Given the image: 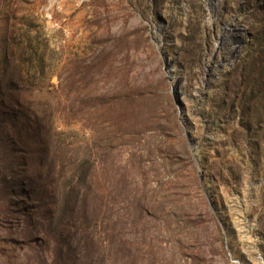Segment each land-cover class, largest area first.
<instances>
[{
	"label": "rangeland",
	"instance_id": "1",
	"mask_svg": "<svg viewBox=\"0 0 264 264\" xmlns=\"http://www.w3.org/2000/svg\"><path fill=\"white\" fill-rule=\"evenodd\" d=\"M34 182L68 264H264V0H0V264L52 263Z\"/></svg>",
	"mask_w": 264,
	"mask_h": 264
},
{
	"label": "trees",
	"instance_id": "2",
	"mask_svg": "<svg viewBox=\"0 0 264 264\" xmlns=\"http://www.w3.org/2000/svg\"><path fill=\"white\" fill-rule=\"evenodd\" d=\"M38 180H40V178H38ZM49 181L53 182L54 180L50 179L47 182ZM68 193L69 192H64L61 195V193H58L57 190H54V188H51L50 186L45 188L44 182L40 183L39 187H37V183L34 182L33 188L28 191V197H34V199L38 202L42 200H47V205L49 204V206L51 207L49 209L48 217H47L49 221V225L51 227L50 233H47V235H52L51 233H54L51 236L54 242L53 259L51 264H68V262H64L65 258L63 253V247L65 242L59 230L60 226L63 224L62 219L68 210L64 205L61 206V203L58 204L59 199L61 200L63 197L65 198L68 197ZM94 196L98 201L100 200L98 192L94 193ZM80 198H83V194H81ZM79 248L80 250L78 251V256L80 254L82 256V259L79 258L80 260L76 264H95L92 257L91 258L85 257L86 256L85 247L80 246Z\"/></svg>",
	"mask_w": 264,
	"mask_h": 264
},
{
	"label": "bare ground",
	"instance_id": "3",
	"mask_svg": "<svg viewBox=\"0 0 264 264\" xmlns=\"http://www.w3.org/2000/svg\"><path fill=\"white\" fill-rule=\"evenodd\" d=\"M230 37L233 40V42H235L238 38L240 39V34H239V30L236 27H232L230 29ZM237 49L235 46L234 52L232 54H230L227 59L225 60V64L223 65V67L226 69L229 66H232V63L234 62V57H235V53H236ZM222 68V67H221ZM219 72H221V70H218ZM248 238V237H247Z\"/></svg>",
	"mask_w": 264,
	"mask_h": 264
},
{
	"label": "water",
	"instance_id": "4",
	"mask_svg": "<svg viewBox=\"0 0 264 264\" xmlns=\"http://www.w3.org/2000/svg\"><path fill=\"white\" fill-rule=\"evenodd\" d=\"M164 59L167 60V56L165 54H163ZM166 70H168V66H166Z\"/></svg>",
	"mask_w": 264,
	"mask_h": 264
}]
</instances>
